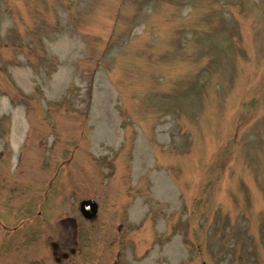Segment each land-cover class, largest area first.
Segmentation results:
<instances>
[{
	"label": "rangeland",
	"instance_id": "374dc122",
	"mask_svg": "<svg viewBox=\"0 0 264 264\" xmlns=\"http://www.w3.org/2000/svg\"><path fill=\"white\" fill-rule=\"evenodd\" d=\"M0 264H264V0H0Z\"/></svg>",
	"mask_w": 264,
	"mask_h": 264
},
{
	"label": "water",
	"instance_id": "95a60500",
	"mask_svg": "<svg viewBox=\"0 0 264 264\" xmlns=\"http://www.w3.org/2000/svg\"><path fill=\"white\" fill-rule=\"evenodd\" d=\"M80 212L84 219L93 221L98 216L99 206L94 200H85L80 205Z\"/></svg>",
	"mask_w": 264,
	"mask_h": 264
},
{
	"label": "flooded vegetation",
	"instance_id": "af4514ba",
	"mask_svg": "<svg viewBox=\"0 0 264 264\" xmlns=\"http://www.w3.org/2000/svg\"><path fill=\"white\" fill-rule=\"evenodd\" d=\"M55 250L57 249V247L55 246V248H54ZM72 253H74V250L72 251ZM62 258L65 260H67V258H68V255L67 254H65V255H63L62 256ZM61 261V259L60 258H58V262H60Z\"/></svg>",
	"mask_w": 264,
	"mask_h": 264
},
{
	"label": "bare ground",
	"instance_id": "6f19581e",
	"mask_svg": "<svg viewBox=\"0 0 264 264\" xmlns=\"http://www.w3.org/2000/svg\"><path fill=\"white\" fill-rule=\"evenodd\" d=\"M19 127H21V125H20V123H19V122H17V128H19Z\"/></svg>",
	"mask_w": 264,
	"mask_h": 264
}]
</instances>
